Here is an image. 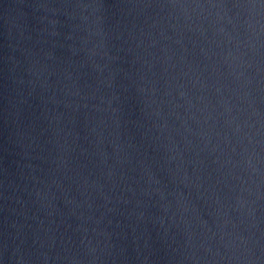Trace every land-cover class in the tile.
Listing matches in <instances>:
<instances>
[{
  "label": "water",
  "instance_id": "water-1",
  "mask_svg": "<svg viewBox=\"0 0 264 264\" xmlns=\"http://www.w3.org/2000/svg\"><path fill=\"white\" fill-rule=\"evenodd\" d=\"M0 264H264V0H0Z\"/></svg>",
  "mask_w": 264,
  "mask_h": 264
}]
</instances>
